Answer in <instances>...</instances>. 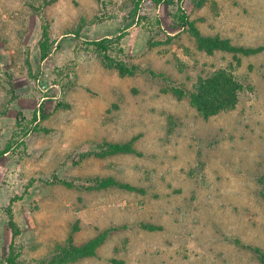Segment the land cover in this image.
Returning a JSON list of instances; mask_svg holds the SVG:
<instances>
[{"label": "rangeland", "instance_id": "1", "mask_svg": "<svg viewBox=\"0 0 264 264\" xmlns=\"http://www.w3.org/2000/svg\"><path fill=\"white\" fill-rule=\"evenodd\" d=\"M47 1L0 0V258L14 241L19 264H50L78 224L77 245L111 232L71 264H261L264 0ZM181 8L203 35L263 51L240 65L199 51ZM219 69L244 89L206 120L176 91ZM133 139L135 153L100 157ZM106 178L139 191L100 189Z\"/></svg>", "mask_w": 264, "mask_h": 264}, {"label": "trees", "instance_id": "2", "mask_svg": "<svg viewBox=\"0 0 264 264\" xmlns=\"http://www.w3.org/2000/svg\"><path fill=\"white\" fill-rule=\"evenodd\" d=\"M144 2L145 6L148 4L160 5L162 3H168V0H139V3ZM46 4H50L45 0ZM140 4H137L138 8ZM178 20L184 26H188L189 31L195 39L197 49L205 52L208 55H213L216 52L228 53L233 56V59L240 65L243 57H250L257 55L263 51V47H245L237 46L232 43L230 39L222 38L220 36H206L196 27L195 22L189 20V15L182 8L180 9V15ZM110 40L105 39L99 42H93L96 46L106 50L108 49V42ZM40 55L41 61L48 59L51 53V44L49 36V26L44 25L42 40L40 41ZM109 59L108 57H106ZM111 61L110 66L118 70L121 76H134L138 72L137 66L129 67L122 61L109 59ZM244 87L236 79L233 72L227 69H219L207 76L206 78L200 77L197 83L194 85L193 90L182 92L176 91L177 96L180 99L186 98L190 105L196 109L200 115L208 120L213 116L219 115L222 112L233 110L237 107ZM37 114H35V119ZM134 140L128 143H103L102 154L100 157L116 155V154H130L135 153L133 148ZM9 147L5 151L0 153L3 156L9 151ZM98 155V154H97ZM100 189L108 187H117L128 191H139L138 188L128 184L116 181L114 178L95 179ZM141 191V190H140ZM10 225L15 229L14 238L18 235V229L13 221V216L10 214ZM144 229L156 230L157 226L154 225H142ZM79 231L78 224L74 225V228L67 239L65 245L60 246L56 252V255L50 261V264H71L78 262L82 259L95 257L97 250L105 244L110 236L111 230L101 232L99 235L89 239L81 245L75 243V235ZM249 249L258 258L261 264H264V251L258 247H249ZM18 254L16 246L13 243L6 246L3 249L0 261L2 264H19Z\"/></svg>", "mask_w": 264, "mask_h": 264}]
</instances>
